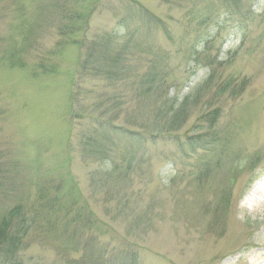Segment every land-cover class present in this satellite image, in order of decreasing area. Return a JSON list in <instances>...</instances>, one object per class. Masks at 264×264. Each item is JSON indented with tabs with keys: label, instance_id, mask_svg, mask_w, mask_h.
I'll return each mask as SVG.
<instances>
[{
	"label": "rangeland",
	"instance_id": "374dc122",
	"mask_svg": "<svg viewBox=\"0 0 264 264\" xmlns=\"http://www.w3.org/2000/svg\"><path fill=\"white\" fill-rule=\"evenodd\" d=\"M239 1L0 0L17 264H264V0Z\"/></svg>",
	"mask_w": 264,
	"mask_h": 264
},
{
	"label": "trees",
	"instance_id": "16d2710c",
	"mask_svg": "<svg viewBox=\"0 0 264 264\" xmlns=\"http://www.w3.org/2000/svg\"><path fill=\"white\" fill-rule=\"evenodd\" d=\"M222 2H229L230 3L229 5H232L233 7H235L234 9H239L238 2H241V1H239V0H222ZM128 27L129 26L127 24V21L124 19L121 20L118 24V27H117L114 35H116V34H118L120 36L127 35V28ZM81 28H82V26H71V32H70L71 37L75 36L76 32H78ZM109 37H111V36H109ZM72 40H73V38H72ZM111 40L112 39H110V41ZM69 45L77 46L78 44H73L72 41H68L67 43L63 42L60 46L63 49L64 47L69 46ZM16 63L17 62L14 61L11 64L15 65ZM86 63H88V62H86ZM102 140H110V139L103 138ZM190 145L192 148H196L199 145V143H198V145H196V144H193L192 142H190ZM51 197L52 196H50L48 199H46V197L44 195H42V199L40 196L39 203L43 202V200H44V201H47L46 203L48 204V200H49L51 203L49 204L48 208L51 210H55V206L57 204H59L60 202H62L64 197L63 196L60 197L57 195H54L52 198ZM68 203L69 204L64 203L63 206L67 207V206H70V205L72 206L75 204V202H73L72 200H70ZM21 210H22V207L12 210L9 214V219L4 218L0 222V257H2L8 263H12V264L18 263V260H17L18 253L22 249V246L25 245V242H26L25 238H26L28 232H30V230L32 228L31 224H29L27 222V220L25 221V219L23 218ZM32 222L35 223L36 221H32ZM124 254H125V252L122 254V258L124 257ZM132 263H133V259H130V260L126 261L125 264H132ZM135 263H136V261H134V264Z\"/></svg>",
	"mask_w": 264,
	"mask_h": 264
},
{
	"label": "bare ground",
	"instance_id": "6f19581e",
	"mask_svg": "<svg viewBox=\"0 0 264 264\" xmlns=\"http://www.w3.org/2000/svg\"><path fill=\"white\" fill-rule=\"evenodd\" d=\"M264 202V179L259 180L256 183L246 199V203L249 205L261 204Z\"/></svg>",
	"mask_w": 264,
	"mask_h": 264
}]
</instances>
